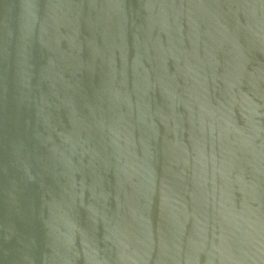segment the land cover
I'll return each instance as SVG.
<instances>
[{"label": "water", "instance_id": "95a60500", "mask_svg": "<svg viewBox=\"0 0 264 264\" xmlns=\"http://www.w3.org/2000/svg\"><path fill=\"white\" fill-rule=\"evenodd\" d=\"M0 264H264V0H0Z\"/></svg>", "mask_w": 264, "mask_h": 264}]
</instances>
